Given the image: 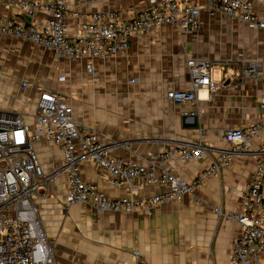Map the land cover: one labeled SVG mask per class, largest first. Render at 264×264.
<instances>
[{
    "label": "crops",
    "instance_id": "obj_1",
    "mask_svg": "<svg viewBox=\"0 0 264 264\" xmlns=\"http://www.w3.org/2000/svg\"><path fill=\"white\" fill-rule=\"evenodd\" d=\"M183 1L204 7L196 34L162 25L134 37L128 52L115 58L72 61L31 41L0 34V112L20 114L34 122L41 90H58L71 96L78 123L95 129L112 154L137 164H148L149 155L174 144L203 139L210 148L204 158L169 163L178 176L193 180L210 167L220 150L234 147L224 139V131L264 119L259 107L264 92V30L219 12L210 14L205 9L207 0ZM246 1L264 16L263 5ZM72 2L85 12L115 10L124 17L150 5L149 0ZM0 11L27 22L48 18L40 12L28 21L17 8L1 6ZM67 23L74 32L79 20ZM189 58L224 62L225 66L213 70L217 90L201 88L196 103L180 104L166 93L191 87ZM89 65L95 75L89 73ZM60 76L65 80L60 81ZM194 117L198 126L189 127ZM252 145L248 150L237 147L229 165L203 182L197 190L200 201L189 194L180 201L131 214L110 211L99 216L91 202L67 207V179L65 175L54 179L51 192L41 191L33 200L58 264H132L134 250L141 252L142 264L229 263L241 225L232 217L219 218L214 208L221 205L227 215L240 211L246 183L264 158V129ZM37 150L46 172L62 164L60 150L43 143L37 144ZM80 172L106 196L121 198L129 193L126 187L110 184L108 175L89 161L80 163ZM163 190L159 182L141 184L137 195L152 196ZM252 264H264V251Z\"/></svg>",
    "mask_w": 264,
    "mask_h": 264
},
{
    "label": "built area",
    "instance_id": "obj_2",
    "mask_svg": "<svg viewBox=\"0 0 264 264\" xmlns=\"http://www.w3.org/2000/svg\"><path fill=\"white\" fill-rule=\"evenodd\" d=\"M256 1L264 6V0ZM149 2L147 8L134 16L124 17L115 10L85 12L72 0H0V7L17 8L31 20L40 12L48 16L40 22H27L0 11V34L53 50L58 58L79 61L126 54L134 37H141L162 25L194 34L200 29L204 7L183 0ZM205 9L212 15L219 12L252 29L264 30V16L246 0H207ZM68 19L79 20L74 32L70 30ZM224 66V62L189 58L191 87L168 90L167 97L180 104L196 103L199 89L207 87L215 91L219 88L213 70ZM87 69L95 75L90 65ZM59 80L65 77L60 76ZM23 86L27 83L23 82ZM259 107L264 110V92ZM33 118L31 124L20 114L0 112V264H58L54 245L33 200L41 191L49 194L54 179L62 175L67 179V207L91 202L99 216L110 211L129 214L148 211L157 205L180 201L189 194L200 201L197 190L203 182L229 165L237 147L251 149L253 139L264 129L262 119L251 126L224 131V139L234 147L220 150L209 168L187 181L178 176L169 163L204 158L210 148L203 139L189 145L174 144L149 155L148 164H137L112 154L110 145L100 139L95 129L78 123L71 96L58 90H41ZM39 143L60 150L62 164L46 172L37 150ZM261 151L264 153V145ZM84 160L106 173L110 184L126 187L128 195L106 196L95 183L84 180L80 172V163ZM154 182H159L164 190L152 196L137 195L141 184ZM214 211L219 218L232 217L241 225L227 264H252L264 251V158L256 164L246 183L240 211L227 215L221 205ZM133 255L132 264L143 263L139 250H134Z\"/></svg>",
    "mask_w": 264,
    "mask_h": 264
},
{
    "label": "water",
    "instance_id": "obj_3",
    "mask_svg": "<svg viewBox=\"0 0 264 264\" xmlns=\"http://www.w3.org/2000/svg\"><path fill=\"white\" fill-rule=\"evenodd\" d=\"M28 21H30V18L28 17L27 18ZM186 125V124H185ZM189 127H197L198 126V122H197V119L196 117H194V122L193 123H190V124H187Z\"/></svg>",
    "mask_w": 264,
    "mask_h": 264
},
{
    "label": "rangeland",
    "instance_id": "obj_4",
    "mask_svg": "<svg viewBox=\"0 0 264 264\" xmlns=\"http://www.w3.org/2000/svg\"><path fill=\"white\" fill-rule=\"evenodd\" d=\"M28 121H29V123H31V124L33 123V122H32V121H30V120H28Z\"/></svg>",
    "mask_w": 264,
    "mask_h": 264
}]
</instances>
